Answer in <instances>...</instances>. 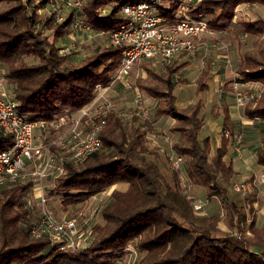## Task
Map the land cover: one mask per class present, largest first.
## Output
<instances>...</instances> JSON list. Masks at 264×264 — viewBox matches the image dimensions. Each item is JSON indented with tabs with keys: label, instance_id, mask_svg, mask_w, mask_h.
Wrapping results in <instances>:
<instances>
[{
	"label": "trees",
	"instance_id": "1",
	"mask_svg": "<svg viewBox=\"0 0 264 264\" xmlns=\"http://www.w3.org/2000/svg\"><path fill=\"white\" fill-rule=\"evenodd\" d=\"M135 1L139 0H85L84 20L94 30L108 34L123 20L121 6ZM242 2L264 4V0H198L188 5L187 12L203 16L209 28L218 29ZM0 3H4L0 8V66L6 69L4 76L13 87L18 112L27 119L51 120L65 109L78 110L94 99L96 84L108 85L115 79L120 49L111 43L78 61L59 52L58 42L72 30L74 9L58 21L48 0ZM103 7L107 8L105 13L101 12ZM40 8L48 13L40 14ZM159 10L166 20L176 19V3ZM240 22L250 32L264 29L261 17ZM42 29L51 30V36ZM181 66L168 65L164 73L147 68V77L138 78L136 84L159 99L156 114L175 119L171 130L179 136L173 147L188 160L185 173L209 195L219 197L230 230L219 228L220 213L201 215L194 211L183 193L178 171L170 165L167 176L162 170L158 151L147 144L146 128L127 124L110 112L100 131L101 148L79 162L65 160L64 173L46 190L47 195L71 197L77 204L115 183H128L125 190H112L111 201L101 209L103 222L92 225L87 245L75 251L61 250L46 236H31L36 214L27 206V199L33 183L18 181L0 187V264H111L125 255L129 242H135L142 252L137 264H264V226L255 225L253 214L248 222L255 195H243L251 208L248 211L245 204L229 195L235 171L224 160L233 134L227 111L220 145L209 157L210 139L199 137L202 101L189 107L176 103L172 78ZM238 75L239 81L264 83V51L245 53ZM199 88H203L201 80ZM243 113L263 122L264 94L253 104L246 103ZM12 142L11 135L0 128V149ZM255 155L257 163L264 165V138Z\"/></svg>",
	"mask_w": 264,
	"mask_h": 264
},
{
	"label": "built area",
	"instance_id": "2",
	"mask_svg": "<svg viewBox=\"0 0 264 264\" xmlns=\"http://www.w3.org/2000/svg\"><path fill=\"white\" fill-rule=\"evenodd\" d=\"M39 1L41 0H34L35 3ZM193 1L198 0H168V3L163 6L160 0H139L123 4L121 6L123 20L108 32L109 43L120 49L115 79L125 78L134 63L140 59H172L195 51L198 38L211 30L203 16L187 12L188 5ZM48 3L56 12L58 21L63 20L65 16V13L60 11V4H63L68 9L76 11L73 27L82 26L89 34L94 31L84 20L85 0H48ZM173 3L177 4L176 19L166 20L159 8L169 9ZM106 10L107 8L103 7L101 12L105 13ZM100 33L105 32L100 30ZM66 50V46L59 48L62 54H65ZM107 88L108 85L96 84L94 99L80 108V118L83 117L85 124L91 125L90 128L73 127L67 135L45 142L46 137L36 136L35 129L46 131L50 127L59 128L65 122V113L68 110L65 109L51 120H29L18 112L13 91L6 94L0 84V128L11 135L13 140L11 145L0 149V187L23 181L29 175H33V190L27 199V206L32 208L35 202L42 206H40V214L34 217L30 235L33 237L46 236L61 250L75 251L83 248L92 236V227L87 231H82L76 216H54L44 208L48 198L46 190L47 187L54 185L56 177L64 173L65 160L71 159L79 162L90 152L101 148L100 131L105 124L110 106L109 103H105L104 98L102 99ZM261 94H264V83L259 85L257 93H253L252 90H247L245 93L238 91L236 92L237 104L244 105L248 99H253L255 102ZM134 105L140 108L137 112L146 118L148 110L142 103L138 91H136ZM224 133L229 135L228 130L224 129ZM239 143V137H235L236 149H239ZM54 146L60 147L61 150L68 147L66 150L71 153L67 157L62 152L54 150ZM169 159L171 166L180 175L183 193L192 204L194 211H200L203 202L192 194L190 185L193 180L182 171L183 155L176 150H171ZM29 164L33 167L30 172L27 171ZM260 179L264 180V173L260 174ZM43 180H49V182L44 183ZM233 188L242 194L247 189L244 182L234 183ZM141 253L133 242H129L125 247V260L121 264H137Z\"/></svg>",
	"mask_w": 264,
	"mask_h": 264
},
{
	"label": "crops",
	"instance_id": "3",
	"mask_svg": "<svg viewBox=\"0 0 264 264\" xmlns=\"http://www.w3.org/2000/svg\"><path fill=\"white\" fill-rule=\"evenodd\" d=\"M160 3L162 6L166 5L168 3V0H160ZM258 17L264 18V4L260 2H242L235 7L234 15L230 20H223L221 22L220 28H210L211 32L203 33L198 38V46L195 51L187 53L185 55L173 57L171 63L163 65L162 71H160V69H157L156 66L153 65L154 63L151 61V59H140L139 61L134 63L129 73L126 75L125 79H130L132 72H136L134 78L130 79L132 80L130 81V83L132 85L131 87L135 98L136 91H138L143 104L146 105V103L153 102L155 104L154 108L156 110V107L159 103V99L152 97L151 95L141 90L137 86L136 80L140 77H147V68L152 69L158 73H164L168 65L177 66L182 64L179 71L176 72L172 78L175 81L173 93L176 96V103L180 107H189L196 101L201 100L203 103L202 115L203 109L207 108L209 103L208 113L204 116V118L202 117L203 125L199 131L200 138L208 136L210 139L211 151L209 157L213 155L216 147L220 145L223 128V119L225 116L226 109V113L229 117V120L231 121V128L233 130V134L232 137L229 139V144L227 151L224 155V160L226 162L231 163L235 171L234 178L232 179V186L229 187V195L231 199H235L237 200V202L245 204L247 211L252 208L250 214L248 215V222L251 221V214H253L255 225L257 227H263L264 180L260 179V174L264 173V165L257 163L255 155V150L261 144L262 141L260 136H258V125L261 126V121L246 117L243 113L244 105L241 106L237 104L235 97L227 94L228 92L234 94L237 89L257 87L262 83L257 80H237V77L239 76L238 69L240 67V63L243 59L244 54L247 52L264 51V29L255 32H250L245 30L240 22L244 19L253 20ZM87 33L89 34L88 31ZM92 34L96 35L101 33L100 31L94 30L89 35L91 36ZM214 37H217V42L211 40ZM219 39L222 40V44L227 45L226 51L223 50L218 52L215 49L214 46L219 45ZM61 43L64 44V42ZM107 44L108 43H106L105 45ZM208 46H212L214 47V49L210 51ZM206 54H208L209 56L207 59V65H198L203 63V57ZM163 60L166 59H162V61ZM2 71H5L4 68H2ZM204 72L205 75L202 76V73ZM230 73L233 74V81L232 85H230V89L227 90L224 87V81H226V78ZM122 79L124 78L114 79L112 82H110V84H108V88L113 84L115 80L122 82ZM200 80L203 84V88H199ZM0 84L6 94H9L13 91L12 85L7 83L5 78L4 82H2V80L0 79ZM223 84L224 86L222 87ZM183 86H191L190 94H192L193 100L189 102V105L183 104L179 101L178 92L179 90L184 89ZM208 93H214L218 95V97L216 96L213 100L211 97L206 98V94ZM129 106L135 105L133 102H131ZM80 112V109L72 111L68 110L65 113V122L59 128H51L50 130L46 131H41L40 129L36 128L35 135H42L44 137H47L50 133H54L57 134L56 136L51 138V140H54L57 139L59 136L67 135L73 127L86 129V126H84V124L86 123L84 122L85 119L83 117L80 118ZM110 112H115L116 115L122 120L126 121L127 124L133 122L131 118L124 117V114L122 112L111 108V105L109 106L108 114ZM152 118V123L155 125V128L153 131L146 129V141L150 147L158 151L160 157L161 148L168 149L172 147L171 145H173L169 143V139L166 138H170L171 141L174 143L178 140L179 135L177 132L171 130V126L175 121L172 116L167 114L158 115L155 111ZM90 127L91 125H89V128ZM240 131L242 133L241 135L243 136V138L241 139L242 143L240 144L239 149H236V132L240 133ZM56 151L59 153L61 152L60 149ZM164 156L166 158V155ZM165 158L163 160H166ZM157 160L159 164L160 162H162L159 158ZM32 168V164L27 165V171L30 172ZM183 168L185 173L186 168H188V160L186 157H184L183 159ZM26 180H32V183H34V179L31 178V175H29L23 181ZM238 182H244L246 184L247 189L244 194L249 192L255 195L256 198L251 208L248 203H245L243 201V194L233 188V184ZM120 184H122L123 187L119 188ZM127 186V182L115 183L110 186L111 188L109 189V194L111 195L112 190L115 188L119 190H125ZM190 190L195 197H197L203 202V208L202 211L199 212V214L210 215L220 213L221 219L218 222V226L222 229L230 230L227 220L224 217L225 214L223 213L219 197L216 195H209L203 185L194 181H192L190 185ZM67 198L71 202V197L63 198L57 195H48L47 199L51 200L52 203L57 206V204L62 203V199ZM54 200L56 201V203ZM83 202L84 201H81L79 203L82 204ZM46 203L50 205L48 201ZM32 212L34 213L35 211L32 210ZM221 221L223 222L222 225L219 224L221 223ZM117 261L120 262L119 259H117L115 262ZM119 264H121V262Z\"/></svg>",
	"mask_w": 264,
	"mask_h": 264
},
{
	"label": "rangeland",
	"instance_id": "4",
	"mask_svg": "<svg viewBox=\"0 0 264 264\" xmlns=\"http://www.w3.org/2000/svg\"><path fill=\"white\" fill-rule=\"evenodd\" d=\"M167 1V0H166ZM4 5V3H0V8ZM51 6L49 5V8ZM71 9H68L67 7H65L63 4H60V11L63 13H67V11H70ZM39 13L42 15H46L48 12L47 9L44 8H40ZM44 33H47L48 35L51 36L52 31L48 30V29H44L43 30ZM211 40L217 42V37L212 38ZM64 42V44H62L61 42L59 45L61 46H66L67 50H66V54L68 56V58L72 61H78L80 58H82L83 56H85L86 54L92 52L93 50H95L97 47H100L102 45H105L106 43H109V36L106 33H101V34H96V35H89L87 33V31L84 29V27H73L72 25V30L69 33V35L62 40ZM222 40L219 39V45L214 46L215 49L219 52V51H226L227 45L222 44ZM214 47L212 46H208L209 50H213ZM220 49V50H219ZM208 51V50H207ZM208 54H206L203 57V63L198 64V65H207V59H208ZM24 59L26 60H32L33 58L31 56H24ZM151 61L154 63L153 65L156 66L157 69H160V71L163 70V65L165 64H169L171 63L172 59H166L163 60L161 58H155V59H151ZM2 66H0V79L2 80V82H4V78H5V71L6 69L4 68V72L2 71ZM136 72H132L131 74V78L133 79L135 76ZM176 77V76H175ZM233 74H229L226 78V81H224V84L222 85V87L224 86L227 90L230 89V85H232V79ZM235 77V76H234ZM130 78V79H131ZM6 79V78H5ZM130 79H122V82L115 80L113 82V84L104 92V95L102 97V99H105V103H109L111 105V108H114L120 112H122L124 114L125 117H131V119L133 120V122L136 125H140L150 131H153L155 128V125L152 123V117L155 113V104L152 103H146V107L148 110V115L146 118H143L142 115L137 112L139 111L138 109L140 108H136L135 106H129L131 104V102L135 103V95L132 91V85L130 83ZM183 90H179L178 92V96H179V101L183 104H187L189 105V102H191L193 100V96L191 93V86H183ZM247 90H252L253 93H257L259 90V86L257 87H250L247 89H237L235 91L234 94L231 93H227L230 96L235 97L236 100V92L241 91L242 93H245ZM218 97V95L216 94H206V98H212L215 99V97ZM101 99V101H102ZM143 103V102H142ZM237 103V101H236ZM246 103H254L253 99L250 100H246ZM240 105V104H239ZM245 105V104H244ZM243 106V105H241ZM209 110V103L207 108L203 109V115L202 117L204 118V116L208 113ZM136 111V112H135ZM134 112V114H133ZM261 126L258 125V136H260L261 140H263L264 138V123L260 122ZM84 126H86V129L89 128V124H84ZM51 129V127H50ZM49 129V130H50ZM236 137H239L240 139V144L242 143V138L243 136L241 135V131L236 132ZM49 134V133H48ZM57 134H52L50 133L45 139V142H50L51 138L56 136ZM61 135V134H60ZM63 135V134H62ZM169 139V143L173 144V142L171 141L170 138ZM260 140V139H259ZM172 147L168 148V149H164L161 148L160 149V157L159 159H161L162 162H160V166L162 168V170L164 171V173L168 176V166L171 165L170 163V159H169V153L171 152V150H175L173 145H171ZM54 150H58L60 149V151L63 153V155L65 156H69L71 151H67L66 149H68V147L65 148V150H61L60 147L58 146H54ZM166 155V158L165 156ZM166 160H163V159ZM165 164H164V163ZM181 167H183V162L181 163ZM31 178H33V175H31ZM234 178V176H233ZM232 178V179H233ZM44 183H48L49 180H43ZM123 187L122 184L119 185V188ZM111 187H108L107 189H104L96 194H93L92 196H89L86 200H84V202L81 203H77V204H73L72 200L70 202V200L67 199H62L61 200V204H57L54 205L52 203L51 200H46V202L48 201L50 203V205H48V203H45L44 208H46L47 210H49L54 216H62V215H67V216H76L77 221L79 226L81 227L82 231H87L89 230L90 227H92V225L94 223L97 222H103V217H102V213H101V209L108 204L111 201V195L109 194V189ZM111 191V190H110ZM240 192V191H238ZM241 193V192H240ZM193 194V193H192ZM242 194V193H241ZM194 195V194H193ZM244 195V194H243ZM64 198V197H63ZM56 200V199H55ZM54 200V201H55ZM56 203V201H55ZM42 205L39 204H33V207L31 208L33 211H35L34 213L36 215L40 214V209ZM203 208V206H202ZM202 211V209L200 210ZM200 211H197L196 213L199 214ZM220 225L223 224V222L221 221V223H219ZM220 228V227H219ZM222 231H229L227 229H222L220 228ZM133 245H135V242H133ZM142 256V253L140 254V257ZM120 262L122 263L125 260V255L123 257H121ZM120 262H115L114 264H119Z\"/></svg>",
	"mask_w": 264,
	"mask_h": 264
}]
</instances>
